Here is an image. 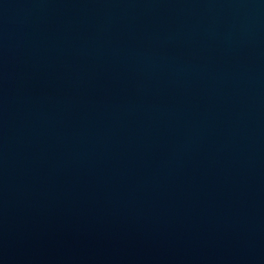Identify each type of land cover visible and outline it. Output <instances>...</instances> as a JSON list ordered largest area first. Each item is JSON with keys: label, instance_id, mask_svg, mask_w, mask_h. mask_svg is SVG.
<instances>
[{"label": "water", "instance_id": "water-1", "mask_svg": "<svg viewBox=\"0 0 264 264\" xmlns=\"http://www.w3.org/2000/svg\"><path fill=\"white\" fill-rule=\"evenodd\" d=\"M0 264H264V0H0Z\"/></svg>", "mask_w": 264, "mask_h": 264}]
</instances>
